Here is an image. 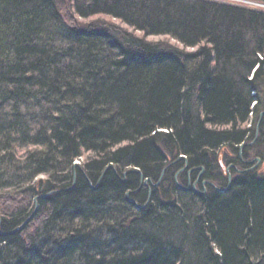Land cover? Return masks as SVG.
<instances>
[{
  "label": "trees",
  "instance_id": "trees-1",
  "mask_svg": "<svg viewBox=\"0 0 264 264\" xmlns=\"http://www.w3.org/2000/svg\"><path fill=\"white\" fill-rule=\"evenodd\" d=\"M262 112L263 9L0 0V264H264Z\"/></svg>",
  "mask_w": 264,
  "mask_h": 264
},
{
  "label": "rangeland",
  "instance_id": "rangeland-1",
  "mask_svg": "<svg viewBox=\"0 0 264 264\" xmlns=\"http://www.w3.org/2000/svg\"><path fill=\"white\" fill-rule=\"evenodd\" d=\"M215 1H221V2H225V3H229V4H234V5H241V6H246V7H251V8H259V9H263L264 10V4H262V3H258V2H254V1H250V0H215ZM104 18H108L109 19V17H104ZM112 21H114V22H116L117 24H121V25H123V26H125V27H127L126 25H124L123 23H121V21H119V20H116V19H113ZM128 29H130L129 27H128ZM137 34H141V32H138L137 31ZM149 39L150 40H170V42H172V43H176L177 41L176 40H174V39H170L169 37H166V36H150L149 37ZM256 142V139L254 140V141H252L251 143H248L247 142V144L248 145H252V144H254ZM245 147V146H244ZM259 159H260V161H258V160H255V159H251V160H255L254 162H253V164H255V165H259L260 167H258V168H255V169H257L260 173H262V175L264 176V165H262L263 163H264V161L262 160V158H260L259 157ZM83 160H81V162H82ZM221 165L224 167V171H226L227 172V170L229 169V167H227L224 163H223V160L221 161ZM257 163V164H256ZM76 164H81L80 162H78V163H76Z\"/></svg>",
  "mask_w": 264,
  "mask_h": 264
},
{
  "label": "water",
  "instance_id": "water-1",
  "mask_svg": "<svg viewBox=\"0 0 264 264\" xmlns=\"http://www.w3.org/2000/svg\"><path fill=\"white\" fill-rule=\"evenodd\" d=\"M262 116H264V112H262V114H261V118H262ZM246 145H248L247 143H243L240 147L241 148H243L244 146H246ZM257 160L258 161H260V159L259 158H257ZM229 170V169H228ZM132 172H139V169H137V168H135V169H133V170H131ZM230 180H231V176H230ZM178 185H179V187L180 188H183V189H185L186 191H189L190 190V186L189 187H187V188H185L184 186H182L180 183H178ZM227 189H220V191H222V192H224V191H226ZM33 216V215H32ZM32 216L19 228V229H21L25 224H27L28 222H29V220L32 218Z\"/></svg>",
  "mask_w": 264,
  "mask_h": 264
},
{
  "label": "flooded vegetation",
  "instance_id": "flooded-vegetation-1",
  "mask_svg": "<svg viewBox=\"0 0 264 264\" xmlns=\"http://www.w3.org/2000/svg\"><path fill=\"white\" fill-rule=\"evenodd\" d=\"M262 117H263V116H262ZM261 120H262V118L260 119V122H261ZM260 122H259V124H260ZM254 161H255V160H251V161L247 162V165H250V166H249L247 169L240 170V171H241V172H245V171H247V170L255 169V168L260 167L259 165H255V164H253ZM256 164H257V163H256ZM262 165H264V163H263Z\"/></svg>",
  "mask_w": 264,
  "mask_h": 264
},
{
  "label": "built area",
  "instance_id": "built-area-1",
  "mask_svg": "<svg viewBox=\"0 0 264 264\" xmlns=\"http://www.w3.org/2000/svg\"><path fill=\"white\" fill-rule=\"evenodd\" d=\"M77 162H79V161H77Z\"/></svg>",
  "mask_w": 264,
  "mask_h": 264
}]
</instances>
